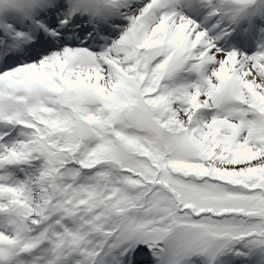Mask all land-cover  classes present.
<instances>
[{"label":"snow or ice","instance_id":"6c2138e0","mask_svg":"<svg viewBox=\"0 0 264 264\" xmlns=\"http://www.w3.org/2000/svg\"><path fill=\"white\" fill-rule=\"evenodd\" d=\"M0 264H264V0H0Z\"/></svg>","mask_w":264,"mask_h":264}]
</instances>
